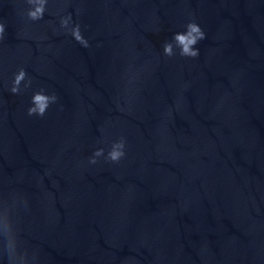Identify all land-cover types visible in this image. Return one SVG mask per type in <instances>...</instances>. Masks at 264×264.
<instances>
[{
	"label": "water",
	"instance_id": "obj_1",
	"mask_svg": "<svg viewBox=\"0 0 264 264\" xmlns=\"http://www.w3.org/2000/svg\"><path fill=\"white\" fill-rule=\"evenodd\" d=\"M30 7L0 0V264H264V0ZM191 21L200 55L165 56Z\"/></svg>",
	"mask_w": 264,
	"mask_h": 264
},
{
	"label": "clouds",
	"instance_id": "obj_2",
	"mask_svg": "<svg viewBox=\"0 0 264 264\" xmlns=\"http://www.w3.org/2000/svg\"><path fill=\"white\" fill-rule=\"evenodd\" d=\"M49 0H27V3L31 5L28 9V18L32 21H38L43 19L47 10ZM71 15L63 17L61 19V26L69 28L71 22ZM186 31H180L174 33L170 41L165 42L163 46L164 55L167 57H173L176 55V49H179V55L187 58H196L200 55L199 48L196 47L202 40L206 38V34L202 27L195 21L189 22L186 26ZM6 30L4 23H0V39L3 38ZM69 34L84 47L89 46L88 39L84 36L81 26L74 24L69 28ZM27 79V83L24 87L30 88L32 85L31 79L28 78V74L25 69L21 68L15 75L12 81L11 92L13 94L21 93V85ZM58 96L53 93L49 95L45 89H39L35 91L31 96V106L28 108L29 116L44 117L50 108V106L56 103ZM126 141L122 137L119 141L114 142L111 149L107 153L106 159L112 163H119L126 155L125 152ZM105 150L103 148L97 149L93 156L90 158V163L96 164L97 158L104 156Z\"/></svg>",
	"mask_w": 264,
	"mask_h": 264
}]
</instances>
